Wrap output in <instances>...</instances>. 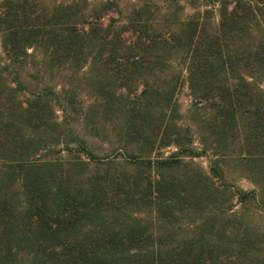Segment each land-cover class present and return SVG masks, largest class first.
<instances>
[{"label":"trees","instance_id":"obj_1","mask_svg":"<svg viewBox=\"0 0 264 264\" xmlns=\"http://www.w3.org/2000/svg\"><path fill=\"white\" fill-rule=\"evenodd\" d=\"M0 1V264H264V0Z\"/></svg>","mask_w":264,"mask_h":264},{"label":"rangeland","instance_id":"obj_2","mask_svg":"<svg viewBox=\"0 0 264 264\" xmlns=\"http://www.w3.org/2000/svg\"><path fill=\"white\" fill-rule=\"evenodd\" d=\"M38 7L40 6L41 8L44 9H52L53 6L55 4H58V2H60L61 0H33ZM2 2L0 1V4ZM1 10V8H0ZM191 8H188V11H190ZM112 17H117L116 13L114 12H108L107 14H105V18L104 20L106 22H108ZM30 52L33 51V48L29 49ZM0 56L2 59H5L6 55L5 52L3 51V42H2V33L0 32ZM36 62L40 63V60L37 59L35 60ZM33 64V61L32 63ZM38 68L39 66H37V68H31L30 71L32 72V75H35L36 77L38 76ZM66 70H58L56 68H54L53 70H48L47 74L46 72L44 74H42L40 77H42L43 75L46 74V80H51L54 84L57 85V88L61 89L63 84H66L65 82L69 81L70 78L72 77L71 74H66ZM42 80L44 78H41ZM177 99L179 100V105H180V109L182 114L185 117V122H190V118H191V113L190 111H192L191 105H192V97L190 95V90L188 88V84H185L184 87L182 88V90L180 91V93L177 96ZM194 128L196 129V127L194 126ZM195 145L196 146H201V143L199 142V133L197 131V129L195 130ZM175 150L174 146L171 147H166L163 149L164 153H170L171 151ZM195 162L197 164H199L200 166L204 167L205 170H210V158L208 156H201V157H197L195 158ZM229 165H233L235 166V163L233 161H231L229 164L225 165V170H226V180H223L222 178H215L218 182H220L221 180H223V182H226L227 185L229 187L230 190H234L237 187H241L245 190H249L251 188H254V184L248 179L246 178L244 175H242L240 170H236L233 168H229ZM229 170V173H228ZM232 204L233 207L235 209H242V204L238 201L237 196L233 195L232 196ZM229 204V203H228ZM254 207L252 206H247V210H253ZM255 223L258 227L264 229V218H257L255 220Z\"/></svg>","mask_w":264,"mask_h":264}]
</instances>
